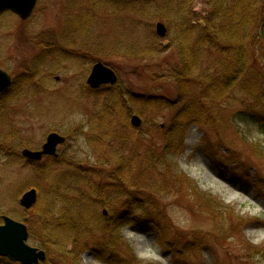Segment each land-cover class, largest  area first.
Here are the masks:
<instances>
[{"label":"rangeland","instance_id":"374dc122","mask_svg":"<svg viewBox=\"0 0 264 264\" xmlns=\"http://www.w3.org/2000/svg\"><path fill=\"white\" fill-rule=\"evenodd\" d=\"M109 1L38 0L26 21L11 13L0 17V68L13 80L0 97V226L2 217L25 225L27 245L46 254L39 264H264V72L253 93L256 103L233 93L214 126L180 130L171 140L174 156H167L163 135L178 107L145 113L135 99H175L170 71L176 52L158 39L163 50L148 60L124 53L145 47L150 28L147 19L135 24L130 16V1L137 0H116L118 14ZM169 1L160 0L161 6ZM190 9L198 24L209 7L194 0ZM149 23L153 34L157 23L168 29L159 18ZM115 46L124 52L114 54ZM96 62L113 70L118 83L92 93L86 80ZM133 115L141 119L139 129L130 125ZM120 121L129 128L123 133L127 148L137 146L140 134L143 145L156 144L166 165L127 174L138 185L118 196L98 195L69 175L108 170L95 159L93 136L109 127L119 132ZM50 133L66 138L57 159L34 164L22 158L24 149L40 150ZM31 189L37 202L25 210L19 200ZM45 209L51 216L66 213L79 231L47 217L51 222L43 219L47 227L40 233L39 211Z\"/></svg>","mask_w":264,"mask_h":264},{"label":"trees","instance_id":"16d2710c","mask_svg":"<svg viewBox=\"0 0 264 264\" xmlns=\"http://www.w3.org/2000/svg\"><path fill=\"white\" fill-rule=\"evenodd\" d=\"M97 1L100 0H89V3L95 5ZM149 1H130L129 6V13L135 19L133 20L135 24L141 23L140 19L144 21L147 19L146 23L148 22L150 28L147 45L143 48H129L130 53L122 49L117 50L115 46L113 53L124 52L136 59L148 60L154 57L161 49L163 50V47L158 45L159 40L153 34L149 22L152 18H159L167 23L168 42L166 41L164 48H174L178 61L170 71V80L176 86V97L174 100L136 97L135 101L142 105L145 113L178 107L163 135L164 139H167L164 154L174 156L177 147L174 148L176 143L171 140L177 132L184 128L186 130L190 125L214 126L221 104L229 100L233 93H244L253 103L259 100L257 92L253 93L255 89L257 90V78L264 72V62H262L264 61V3L263 0H205L209 7L208 12L203 20L195 24L190 9L194 0H170L164 3L166 4L164 8L160 0H154L151 9L155 10V16L151 15ZM108 4L116 14L121 10L122 5L116 0L109 1ZM148 10L150 11L147 12ZM73 24L77 27V23ZM173 30H175L174 37L171 34ZM108 112L113 115L112 109ZM128 129L125 121H120V134L112 127L104 133L95 134L93 136V140L96 141L95 159L99 165H104L108 170H103L101 173L96 170L97 168L75 170L69 175L71 179L84 183L98 195L112 192L114 193H111L112 196H118L122 189H133L138 185L136 180L132 183V180L127 178V174L131 175V172L136 170L146 174L149 170L163 169L166 163L160 160L161 157L155 149L156 144L148 142L143 145L140 134L137 135L140 139L137 146L134 149L127 148L128 140L123 133ZM65 135L68 136L67 138L70 137L66 132ZM97 176L99 177L97 182L105 180L103 186L93 179ZM65 180L68 181L69 178ZM56 187L51 186V191L55 192ZM71 187L76 190L79 186L75 183L71 184ZM69 203L70 206L76 205L73 201ZM39 214L43 217L38 229L40 233H44L47 224L43 219L48 223L51 221L47 217H51L52 222H55L53 219L58 215H49V209L39 211ZM58 218L62 220V226L69 225L68 230L79 231L80 224L78 226L74 221L69 222V215L66 213H62ZM116 224L118 227L123 225L118 221ZM0 263L5 261L0 260Z\"/></svg>","mask_w":264,"mask_h":264},{"label":"water","instance_id":"95a60500","mask_svg":"<svg viewBox=\"0 0 264 264\" xmlns=\"http://www.w3.org/2000/svg\"><path fill=\"white\" fill-rule=\"evenodd\" d=\"M38 0H0V16L11 13L20 20L26 21L34 11ZM155 34L159 39H165L167 28L162 23L155 25ZM118 82L116 73L101 62L95 63L87 77L86 85L91 90H99L105 86H115ZM10 76L0 69V97L7 93L11 87ZM141 119L133 115L130 125L134 129L141 127ZM65 143V138L57 133H50L39 151L22 150L21 156L28 162H40L43 157L57 158V148ZM37 202V192L31 189L24 193L19 200V205L31 209ZM3 225L0 226V258L19 264H39L46 260L43 251L27 245L28 231L25 225L15 222L7 217H2Z\"/></svg>","mask_w":264,"mask_h":264}]
</instances>
